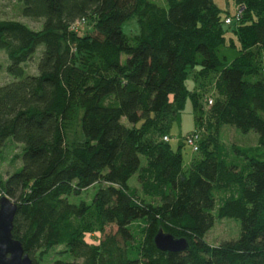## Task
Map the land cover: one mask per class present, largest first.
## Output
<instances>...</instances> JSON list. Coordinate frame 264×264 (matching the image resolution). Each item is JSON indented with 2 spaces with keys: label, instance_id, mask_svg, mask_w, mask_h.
<instances>
[{
  "label": "trees",
  "instance_id": "16d2710c",
  "mask_svg": "<svg viewBox=\"0 0 264 264\" xmlns=\"http://www.w3.org/2000/svg\"><path fill=\"white\" fill-rule=\"evenodd\" d=\"M21 1L22 15L42 25L0 19L11 77L0 85V150L7 141L22 147L20 165L0 176V197L17 204L12 237L33 264L55 246L73 260L51 264H264V158L246 156L242 171L208 148L223 124L254 130L264 147V0H235L245 10L230 24L213 0ZM133 17L140 29L127 35L123 25ZM81 18L93 25L85 37L72 28ZM224 26L237 43L229 36L228 44ZM39 46L29 74L24 64ZM208 76L211 96L192 94L208 108L196 115L198 157L185 168L167 126L183 108L187 79ZM77 109L81 140L68 144ZM153 119L160 121L149 132ZM136 173L140 193L128 184ZM96 184L100 238L91 245L83 239L90 207L68 197ZM219 188L232 192L216 205ZM224 217L239 220L240 235L210 246L204 237ZM159 230L185 238L188 248L159 250Z\"/></svg>",
  "mask_w": 264,
  "mask_h": 264
},
{
  "label": "rangeland",
  "instance_id": "374dc122",
  "mask_svg": "<svg viewBox=\"0 0 264 264\" xmlns=\"http://www.w3.org/2000/svg\"><path fill=\"white\" fill-rule=\"evenodd\" d=\"M161 6H165V0H153ZM214 4L220 10L222 16H233L236 10L241 9V12L245 10L244 6H239L236 4L235 0H213ZM22 1L21 0H0V19H14L20 21L31 29L39 30L42 25V19H31L24 17L22 15ZM92 23L88 21H83L76 26V31L82 37H85L92 30ZM140 29V21L133 17L129 19L124 25L123 30L127 35H133L138 33ZM227 31V42L229 44V36L232 37V40L237 43L235 35L232 33V27H225ZM43 47L39 46L38 49L33 54V60L28 61L24 64L26 72L29 74L36 73V64L41 49ZM35 62V63H34ZM8 58L4 51L0 50V85L10 80V76L7 73ZM195 71L190 72V76L193 78ZM189 77L186 81L188 88V93L186 94L183 108L180 113L170 120L167 126V133L170 136L169 145L172 150L179 151L182 156V163L185 168H188L190 162L193 158L198 157L197 152H194L192 146H190L185 138L186 136L195 129L196 125V115L201 113L203 110L208 108L206 106L205 99L202 96H197L196 98L192 96L193 92L196 91L197 95L201 92L205 97L211 96L210 93L214 89V78L211 76L205 78H192ZM202 87V90H201ZM204 87V90H203ZM81 111L79 109L75 110L73 113L70 122L66 126V137L68 144H77L81 140L80 133V122ZM160 120L153 119L152 121L147 120L145 124L146 129L150 131L154 130L153 125L157 124ZM122 122L127 124L125 118H122ZM205 122L204 120L202 123ZM164 123V122H163ZM167 125L166 122L164 124ZM205 127V124H202V130ZM166 131V129H165ZM147 135L152 136L150 133ZM204 139H207V133L204 130L202 131ZM216 140L209 138V147L215 148L219 151V156L225 159L227 163L235 164L240 170H244L247 164L245 159L248 157H261L264 158V147L258 144V134L254 130H249L243 132L240 129L223 124L220 125L215 134ZM207 140V141H208ZM22 147L20 144L7 141L6 145L0 150V176L2 179H5L6 176L15 170L20 165ZM141 165H145V156L140 155ZM242 170V171H243ZM128 184L132 187H136L137 191L140 193V186L137 180V173L134 174L129 180ZM100 185L96 184L84 191L79 195H70L68 197L69 201L73 203H84L90 208L89 213L85 217L84 225H87L88 229L83 232V239L91 245H98L100 233L98 228H94L95 220L97 214L94 210V194L99 188ZM232 190L227 189H215L214 194L216 197V205H218L221 200L226 198ZM216 208H214L213 213L215 214ZM93 227V230H92ZM105 232H115V227L107 226ZM240 235V222L235 218H215L213 226L207 231L204 239L206 243L210 246H218L224 240H235ZM123 245V243H121ZM132 249L131 254L137 251V244L135 242H130ZM134 251V252H133ZM40 264H51L55 259H61L65 261H72V256L67 253L65 247L55 246L51 249H48L44 252H41L38 256Z\"/></svg>",
  "mask_w": 264,
  "mask_h": 264
},
{
  "label": "water",
  "instance_id": "95a60500",
  "mask_svg": "<svg viewBox=\"0 0 264 264\" xmlns=\"http://www.w3.org/2000/svg\"><path fill=\"white\" fill-rule=\"evenodd\" d=\"M16 210L17 204L13 200L6 195L0 197V264H33L21 243L12 237ZM154 243L163 251L181 252L188 248L185 238H176L162 230L155 235Z\"/></svg>",
  "mask_w": 264,
  "mask_h": 264
},
{
  "label": "built area",
  "instance_id": "2783aa9c",
  "mask_svg": "<svg viewBox=\"0 0 264 264\" xmlns=\"http://www.w3.org/2000/svg\"><path fill=\"white\" fill-rule=\"evenodd\" d=\"M241 17H242L241 9L236 10V12H235V14H234L233 16L226 17V19H225V23H226V24H230V23H232V22H238V21H240ZM83 21H84L83 18H81L80 20H77V21L72 25V28H73V29H76V26L79 25L80 23H82ZM208 103L211 104V103H212V100L209 99V100H208ZM200 138H201V130H198V129H194V130H193L192 132H190V133L186 136V138H185L186 142H187L190 146H192V149H193L194 152L198 150V145H199V140H200ZM163 140H164V141H169V137H168L167 135H165V136L163 137Z\"/></svg>",
  "mask_w": 264,
  "mask_h": 264
}]
</instances>
